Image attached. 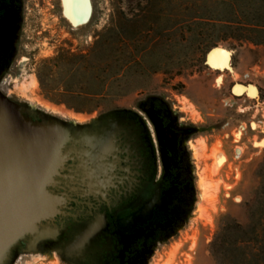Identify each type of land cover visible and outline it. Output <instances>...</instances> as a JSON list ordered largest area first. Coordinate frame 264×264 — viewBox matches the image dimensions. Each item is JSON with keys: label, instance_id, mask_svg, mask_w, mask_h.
<instances>
[{"label": "rangeland", "instance_id": "rangeland-1", "mask_svg": "<svg viewBox=\"0 0 264 264\" xmlns=\"http://www.w3.org/2000/svg\"><path fill=\"white\" fill-rule=\"evenodd\" d=\"M55 2L30 0L21 74L7 95L61 120L137 107L152 95L178 106V115L197 129L190 143L197 197L189 223L147 264H234V235L225 227L232 219L247 224L264 217V45L191 21L197 13L230 15L231 5L219 0H93L94 19L78 31L66 25ZM63 3L72 22L84 16L86 0ZM233 4L252 19L261 5ZM216 45L234 51L233 71L205 66ZM235 83L247 87L237 86L234 95ZM249 84L257 86L258 100ZM217 236L228 241L220 257L213 253ZM10 264L71 263L34 246Z\"/></svg>", "mask_w": 264, "mask_h": 264}, {"label": "flooded vegetation", "instance_id": "flooded-vegetation-1", "mask_svg": "<svg viewBox=\"0 0 264 264\" xmlns=\"http://www.w3.org/2000/svg\"><path fill=\"white\" fill-rule=\"evenodd\" d=\"M29 3L0 0V90L6 95L21 74ZM11 98L33 120L51 117ZM177 108L152 95L137 107L64 119L75 132V153L53 187L64 194L62 211L46 222L42 238L22 242L13 258L34 246L57 251L71 264H147L154 258L189 223L197 197L190 145L197 129Z\"/></svg>", "mask_w": 264, "mask_h": 264}, {"label": "water", "instance_id": "water-1", "mask_svg": "<svg viewBox=\"0 0 264 264\" xmlns=\"http://www.w3.org/2000/svg\"><path fill=\"white\" fill-rule=\"evenodd\" d=\"M86 5L84 16L74 23L63 0L55 2L66 25L77 31L94 19L93 0H86ZM218 51L223 53L222 64L215 57ZM233 55V50L216 45L206 52L204 64L229 70ZM26 112L24 104L0 90V264H10L22 242L42 238L46 222L62 211L64 194L53 187L68 160L74 159L75 132L63 120H33Z\"/></svg>", "mask_w": 264, "mask_h": 264}, {"label": "trees", "instance_id": "trees-1", "mask_svg": "<svg viewBox=\"0 0 264 264\" xmlns=\"http://www.w3.org/2000/svg\"><path fill=\"white\" fill-rule=\"evenodd\" d=\"M143 1L139 0V4L141 5ZM219 1L231 5L230 15H221L219 13L205 17L204 14L197 13L191 18V21L194 23H211L215 27L221 26L229 30L239 40L264 45V0H259L261 5L254 7L255 19L244 14L243 11H241L243 15H238L234 9L233 0ZM113 35L117 37L119 33L114 32ZM217 41V39H212L211 43L213 44ZM261 193L264 197V183L261 185ZM232 221H234V224H228L225 228L229 231L228 236L234 235V240L230 247L235 252L234 264H264V217L247 224H243L236 219H232ZM232 230L234 233H230ZM227 244L228 241L224 236L223 239L217 236L213 242V253L219 257L222 254L226 255ZM234 252H232L233 255Z\"/></svg>", "mask_w": 264, "mask_h": 264}, {"label": "bare ground", "instance_id": "bare-ground-1", "mask_svg": "<svg viewBox=\"0 0 264 264\" xmlns=\"http://www.w3.org/2000/svg\"><path fill=\"white\" fill-rule=\"evenodd\" d=\"M211 57V56H210ZM215 57L219 60V63L220 64H222V63H224L223 62V53L222 52H220V51H218V53L215 55ZM209 62H210V60H209ZM220 64L219 65H215V64H213L212 62H210V66H211V69H214V68H216V70L217 69H219V71L221 70V69H224V67L223 66H220ZM229 71H233V66L229 69ZM237 86H241V88H242V90H245L246 89V85H244V84H241V83H235L234 84V87L232 88V92H233V94L234 95H237V91H236V87ZM249 86H252L253 87V89H254V95H253V97H258V88H257V86H255L254 84H249ZM42 103H46V102H42ZM48 103V102H47ZM46 103V104H47ZM46 106V105H45ZM53 106V105H52ZM48 107H51L50 105H48ZM52 109V108H51ZM62 113V112H61ZM71 114V113H70ZM84 118V117H83ZM196 149V148H195ZM196 155V154H195ZM221 161V160H220ZM217 164V163H216ZM220 165V164H219ZM202 174V173H201ZM203 178V177H202ZM204 179V178H203ZM203 183H204V181H203ZM202 185V184H201ZM202 188V187H201ZM203 188H205V183H204V186H203ZM202 191H203V189H202ZM205 191V190H204ZM206 193V192H205ZM202 195V194H201ZM203 197V196H202ZM205 199V197L203 198V200ZM201 205V204H200ZM200 207H202V206H200ZM202 209V208H201Z\"/></svg>", "mask_w": 264, "mask_h": 264}]
</instances>
